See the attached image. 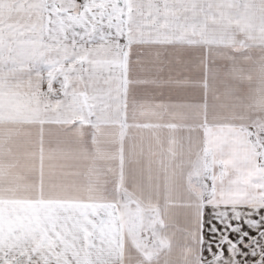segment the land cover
I'll list each match as a JSON object with an SVG mask.
<instances>
[{"label":"snow or ice","instance_id":"snow-or-ice-1","mask_svg":"<svg viewBox=\"0 0 264 264\" xmlns=\"http://www.w3.org/2000/svg\"><path fill=\"white\" fill-rule=\"evenodd\" d=\"M0 264H264V0H0Z\"/></svg>","mask_w":264,"mask_h":264},{"label":"crops","instance_id":"crops-1","mask_svg":"<svg viewBox=\"0 0 264 264\" xmlns=\"http://www.w3.org/2000/svg\"><path fill=\"white\" fill-rule=\"evenodd\" d=\"M133 60H135V54H133V57H132ZM186 75H189V76H193V77H198L199 76V73H196V72H188V73H185ZM139 74L136 73L135 71H133V78H135L136 76H138ZM148 97H145L142 93V90L140 92V94L138 95V99H146ZM255 234V233H253Z\"/></svg>","mask_w":264,"mask_h":264},{"label":"rangeland","instance_id":"rangeland-1","mask_svg":"<svg viewBox=\"0 0 264 264\" xmlns=\"http://www.w3.org/2000/svg\"><path fill=\"white\" fill-rule=\"evenodd\" d=\"M134 71H135L136 73H138V74H139V71H138V69H135V68H134Z\"/></svg>","mask_w":264,"mask_h":264}]
</instances>
